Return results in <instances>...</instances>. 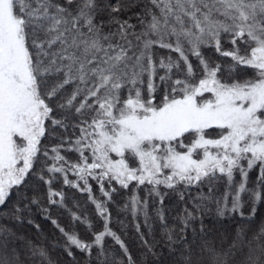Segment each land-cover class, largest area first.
Listing matches in <instances>:
<instances>
[{"label":"snow or ice","instance_id":"obj_1","mask_svg":"<svg viewBox=\"0 0 264 264\" xmlns=\"http://www.w3.org/2000/svg\"><path fill=\"white\" fill-rule=\"evenodd\" d=\"M261 209L264 0H0V264H264Z\"/></svg>","mask_w":264,"mask_h":264},{"label":"trees","instance_id":"obj_2","mask_svg":"<svg viewBox=\"0 0 264 264\" xmlns=\"http://www.w3.org/2000/svg\"><path fill=\"white\" fill-rule=\"evenodd\" d=\"M214 58H215V56H214ZM70 157L72 159H75V156L72 154H70ZM140 195H141V197H143L144 193L141 192ZM176 203H177V201H176L175 197H172V198L166 197L165 198V206L169 210V212L176 211ZM260 211H264V209H261ZM150 212H151V208H150ZM247 212H248V209H245V214H247ZM89 215H91V213H89ZM121 215L123 217V214H121ZM258 216H259V212H258ZM0 223H7V222L6 221H0ZM37 223L41 224V227L44 230V236L47 237V240L44 241L45 243H48V242L62 243L63 242V238L60 236L59 232H57L54 228H52V226L48 222L43 221L42 219L37 217ZM61 223L63 225H66V226L68 225V217L66 216V214L61 217ZM127 223H128V227L122 233V239H124L125 243L129 245L130 251L133 253V255H136L137 252L139 251V241L136 238L135 231L131 226V217L128 218ZM17 230L19 232H22L29 239H32L35 236V229L31 228L29 225H24L22 227L17 226ZM114 230L119 231L118 227L115 225H114ZM77 231L80 232L81 234H83L85 230L82 227H80L77 229ZM156 238H157V240L160 239V230L158 227H157V232H156ZM58 254H59L60 259L64 260L67 264L68 258L66 256H64L62 253H58Z\"/></svg>","mask_w":264,"mask_h":264}]
</instances>
